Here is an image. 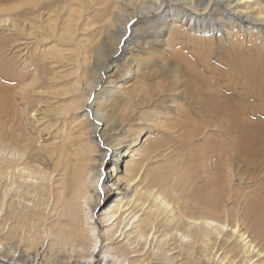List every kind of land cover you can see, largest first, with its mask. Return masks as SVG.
Here are the masks:
<instances>
[{"label": "bare ground", "instance_id": "bare-ground-1", "mask_svg": "<svg viewBox=\"0 0 264 264\" xmlns=\"http://www.w3.org/2000/svg\"><path fill=\"white\" fill-rule=\"evenodd\" d=\"M21 1L16 11L11 7L0 9V30L9 33L28 30L33 19L56 5L55 0ZM138 1L145 5L139 6ZM252 1L250 4L251 0H96L99 26L103 23L110 26L131 3L137 7L135 14H129L117 29L124 30L123 37L116 41V47L111 45L114 49L106 58L109 64L105 61L104 66L99 67L100 72L105 74L109 66L114 67L118 59L124 57L125 49L132 43L130 35L125 36L135 31L131 28L134 16L148 14L146 26L156 27L158 33L170 27L164 44L180 48L183 40L179 42L177 38L191 41L210 33L208 38L215 39L213 34L222 31V27L217 26L220 15L230 23L235 20L239 31L264 43V0ZM100 29L98 27V32ZM111 31L119 34V31ZM97 45L93 54L101 61V47ZM23 50L20 51L25 55ZM9 64L11 66V62ZM23 67L14 71L10 67L8 71L0 70V79L7 82L0 85V95H3L0 102V192L2 197H7L8 211L12 200L21 204L26 197L38 194L39 189L49 187L51 206L46 212L48 216L37 224L33 222L35 232L30 241H26L30 242L29 247H21L19 254L13 251V256L29 264L45 263L46 256L51 255L50 264H92L97 254L101 256V264H264L263 198L230 205V185L218 184L212 176L203 174L201 176H206L203 181L207 179L206 190L197 184L199 188L195 185L189 194L180 196L170 194L169 187L166 193L174 198L170 200L165 194L170 171L157 173L149 169L147 163L153 158L155 148L147 142L149 136L144 137L142 143L137 139L148 129V121L142 119L137 122L140 126H132L135 122L128 118L130 95L135 97L136 94L131 91L126 96H130V102L125 98L121 109L113 112L115 115L108 113L110 102L106 98H111L128 83L131 72L116 83L107 79L106 84H102L99 75L89 82L76 84L75 91L79 90L80 95L73 96L70 102L67 89L57 87L53 67L45 68L40 63ZM61 99L69 103L53 104ZM143 112L137 110V113ZM57 122L61 127L52 134L54 146H48L43 132H50L51 125ZM30 129L37 130L36 144L43 153L35 150ZM48 162L57 171L58 178L52 182L51 172L44 171ZM198 165L201 169L204 166L201 162ZM207 166L203 169L210 171ZM189 168L192 173L197 172V165ZM199 176L196 178L201 179ZM181 181L184 180L181 178ZM225 187L227 193H224ZM9 216L13 217L12 211ZM7 221L0 224V232ZM13 227L10 221L5 229L11 233ZM8 241L10 239L6 243L0 240V251L5 250L3 247ZM8 255L0 254V264H18Z\"/></svg>", "mask_w": 264, "mask_h": 264}, {"label": "rangeland", "instance_id": "rangeland-1", "mask_svg": "<svg viewBox=\"0 0 264 264\" xmlns=\"http://www.w3.org/2000/svg\"><path fill=\"white\" fill-rule=\"evenodd\" d=\"M55 1L56 5L48 11L45 10L44 16L41 15L31 21L28 30L15 33L0 30V63L3 64L0 67L1 71H8L9 67L14 71L35 63H40L45 68L53 67L57 87L60 85L58 88L67 89V99L70 102L73 96L80 95L79 90L75 91L76 84L89 82L93 76L99 75L102 84H106L107 79L116 83L127 72H131L128 83L111 98H106L110 102L107 111L115 115L113 112L121 109L122 101L126 98L125 101L130 102L128 98L131 96L128 118L130 122H135L132 126H140L137 122L142 119L148 121V129L139 134L138 142L142 143L144 137L149 136L146 138L147 142L155 148L153 158L146 165L153 172L170 171L169 180L166 182L168 184L164 186L165 189L171 187L168 189L169 192L172 191L170 194L180 196L189 194V190H194L197 184L200 185V189L206 190L207 179L205 182L203 180L206 174H209L208 176H212L211 178L218 181V184L224 182L230 185L228 191L231 197L230 205L237 202L243 204L257 197L264 200V43L239 31V25L235 20L230 23L220 15L217 26L222 27V31L217 35L213 34L215 39L208 38L210 33H204L205 35L191 41L187 38L186 40L177 38L179 42L183 40L181 48L179 45H166L164 41L170 27L166 29L164 27L163 32L158 33L156 27L146 26L148 14L145 13L147 15L145 17L134 16V25L130 26L132 29L135 28V31L132 30L125 36L130 35L132 43L125 49L124 57L121 56L114 67L109 66L108 72L102 74L100 68L104 66L105 61L109 64V59L106 58L116 47L118 40L123 37L121 33L123 34L124 30L117 29L122 27L129 14L133 16L137 10L134 2L122 12L123 19L120 15L110 26L104 23L99 26L100 14L96 8V5L98 6L96 0ZM22 2L0 0V9L11 7L16 11ZM249 3L252 4L253 1ZM142 4L141 1L138 3L139 6L145 5L144 2ZM262 5L264 7V4ZM220 7L222 8V4ZM141 25L145 27L142 28ZM98 27L104 29L98 32ZM112 29L115 32L119 31V34L111 33ZM96 44L101 47L99 57L101 61L96 60L93 54ZM112 44H115L114 47ZM23 48L25 55L20 51ZM21 52L23 58L19 55ZM4 82L0 79V85L3 86ZM131 91L136 94L135 97L132 95L126 97ZM1 92L0 90V94ZM67 99L57 100L53 104L66 105L69 103ZM0 102H3V95H0ZM137 110L144 112L140 114ZM49 120L50 118L47 121ZM27 126L29 127V122ZM58 127H61L60 122L52 124L50 132H43V138H48L46 145L54 146L55 138L52 134L59 129ZM30 130L33 135L32 144L35 150L41 152L40 146L36 144L37 130ZM220 148H224V151H220ZM199 162L204 165L202 169L198 165ZM123 164L121 170L124 168ZM134 164L135 162L131 167ZM189 165H197L195 174L190 171ZM205 165H209L207 166L209 168H206L210 171L204 170ZM45 166L44 171L51 172V182L58 178L52 163L48 162ZM200 169L203 170L201 173ZM203 174L206 176H201ZM195 175H200L201 179ZM190 176L195 178L192 179ZM181 178L184 181H181ZM167 189L166 196L173 200V195L171 197L169 192L166 193ZM175 190H178V193ZM227 190L225 187L224 193H227ZM49 191V187L39 189V195L28 196L21 204L18 200H12L14 202H11V209L8 211V200H5L7 197H2L0 192L2 209L0 224H4L8 219L7 223L11 221L14 226L11 233L5 229L7 223L5 228H1L5 230H1L0 240L6 243L10 239L7 244L11 248L4 244L5 250L0 251V254H9L8 258L11 256L14 263L18 261V264H29L28 261L25 262L13 254H19L21 247L24 249L30 245V242L26 241H30L33 236L34 225L42 217L48 216L46 212L51 206V201H48ZM11 211L13 217L9 216ZM52 256H46L49 263L46 260L45 263L50 264ZM100 259V254H97L92 264H101Z\"/></svg>", "mask_w": 264, "mask_h": 264}]
</instances>
